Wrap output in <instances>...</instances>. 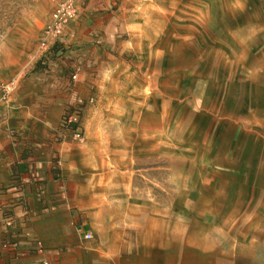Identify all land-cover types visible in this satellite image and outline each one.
<instances>
[{
    "label": "rangeland",
    "instance_id": "rangeland-1",
    "mask_svg": "<svg viewBox=\"0 0 264 264\" xmlns=\"http://www.w3.org/2000/svg\"><path fill=\"white\" fill-rule=\"evenodd\" d=\"M59 1L0 0V129L59 146L96 264H264V0H109L44 50Z\"/></svg>",
    "mask_w": 264,
    "mask_h": 264
},
{
    "label": "crops",
    "instance_id": "crops-1",
    "mask_svg": "<svg viewBox=\"0 0 264 264\" xmlns=\"http://www.w3.org/2000/svg\"><path fill=\"white\" fill-rule=\"evenodd\" d=\"M85 1V8L78 5V15L100 10L111 14L109 0ZM48 78L52 85L63 80L55 74ZM14 104L23 107L25 102ZM27 115L28 111L23 118L14 117L8 128L0 129V264H96L106 251L94 240L96 228L79 195L84 183L68 164L57 160L59 146L42 137L44 127L20 131L31 122ZM13 127H18L17 134ZM87 232L92 239L84 238ZM119 264H126V259Z\"/></svg>",
    "mask_w": 264,
    "mask_h": 264
},
{
    "label": "built area",
    "instance_id": "built-area-1",
    "mask_svg": "<svg viewBox=\"0 0 264 264\" xmlns=\"http://www.w3.org/2000/svg\"><path fill=\"white\" fill-rule=\"evenodd\" d=\"M77 15L78 7L76 0H60L52 12L50 23L43 30L41 47L44 50L50 49L63 36L66 25ZM74 78H76V75H74ZM84 238L90 240L93 238V234L87 232L84 234ZM36 245L37 250L42 251V243L37 241Z\"/></svg>",
    "mask_w": 264,
    "mask_h": 264
}]
</instances>
